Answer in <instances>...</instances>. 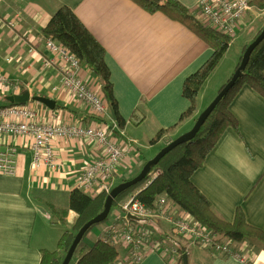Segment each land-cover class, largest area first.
Instances as JSON below:
<instances>
[{
  "label": "crops",
  "instance_id": "0c3cea01",
  "mask_svg": "<svg viewBox=\"0 0 264 264\" xmlns=\"http://www.w3.org/2000/svg\"><path fill=\"white\" fill-rule=\"evenodd\" d=\"M176 1L193 14L199 0ZM63 6L73 12L105 51L113 97L125 123L118 129L122 131V140L130 143L138 156V165L119 169L115 184H120L139 174L143 165L157 154H150L156 145L165 147L192 129L220 87L231 78L239 60L233 61L214 96L200 108L199 95L227 50L200 89L194 112L181 121L190 106L182 96L183 83L212 54L186 27L162 13L149 14L130 0H0V73L10 82L0 96L28 92L30 96L55 101L57 107L53 111L42 105L34 108L43 123H100L60 86L57 70L43 65L49 54L40 30ZM195 17L198 19L197 14ZM12 22L15 26L11 29ZM249 39L244 40V45ZM5 58L11 62L7 63ZM79 75L86 84L98 88L96 78L86 68L79 67ZM229 112L238 123V132L228 128L223 133L191 182L225 221L232 223L237 210H241L247 225L264 233V99L244 86L231 101ZM104 122L109 126L114 121L110 115ZM161 130L170 131L151 145V139ZM8 145L17 148L16 171L13 176L0 174V264H39L41 251H55L63 233L50 220L48 205L57 208L55 198L67 199L78 175L95 160L97 153L85 141H59L55 150L63 162L62 170L34 172L32 153L23 147V140L13 136L0 138V151ZM141 148L149 157H143ZM42 194H47L46 199ZM108 227L101 226L82 247L91 246ZM164 228L153 223L145 226L155 236L167 232ZM120 246L121 257L113 264H127L126 251ZM189 251L188 264H243L233 258L213 257L205 250L194 261L190 260ZM248 256V264H264V249L258 247ZM139 264L168 262L152 252Z\"/></svg>",
  "mask_w": 264,
  "mask_h": 264
},
{
  "label": "trees",
  "instance_id": "16d2710c",
  "mask_svg": "<svg viewBox=\"0 0 264 264\" xmlns=\"http://www.w3.org/2000/svg\"><path fill=\"white\" fill-rule=\"evenodd\" d=\"M130 1L149 14L162 13L169 20L183 25L212 50L209 59L199 70L186 78L183 83L182 96L188 100L190 106L182 114L180 118L182 121L194 112L196 97L207 78L227 52L231 44V38L207 27L176 0ZM252 5L257 10H264V0H254ZM263 28L264 24L254 34L250 42L242 47L236 68L245 49L255 40ZM40 33L45 39H51L69 50L78 60L79 67L86 68L96 78L103 101L107 105L109 112H112L115 116L113 121L119 128H123L125 123L118 115L117 103L113 97L110 74L104 60L105 51L73 12L66 6L60 7L52 15L46 27L40 30ZM244 86L249 87L264 99V39L252 51L245 70L233 87L215 106L195 136L166 154L150 170L142 182L120 193L113 201L111 209L117 208L120 203L126 201L134 194L146 207L153 209L158 199L162 196L165 197L171 206L188 215L193 221L200 223L212 233L230 238L237 244L247 243L252 250H256L258 247L259 249H264V233L247 225L241 210H237L232 223L225 221L213 210L209 202L191 182L192 175L202 167L207 155L213 150L223 133L228 128H233L238 132V123L229 112V105ZM223 87L224 85L220 87L218 93ZM6 106L14 105L7 103L0 107ZM169 131H159L151 139L150 144L158 143ZM157 172L156 178L147 187H144ZM130 179L126 178L123 181ZM117 185L115 184L114 187ZM106 196L99 194L95 197H89L80 191L72 189L67 195L66 210L48 205L51 212L49 215L50 220L62 225L64 230L57 242L55 251H41L39 264L62 263L77 232L88 221L102 212ZM68 213L74 216L70 225L67 224ZM129 222L132 226H138L131 221ZM98 225L92 226L84 234L70 264H113L119 260L121 256L118 249H121V246L109 240L110 234L99 237L89 247H82L83 240L87 234ZM178 249L180 257L176 259L174 264H182L181 255L186 253L183 245H179ZM76 253L78 257L73 261Z\"/></svg>",
  "mask_w": 264,
  "mask_h": 264
},
{
  "label": "built area",
  "instance_id": "2783aa9c",
  "mask_svg": "<svg viewBox=\"0 0 264 264\" xmlns=\"http://www.w3.org/2000/svg\"><path fill=\"white\" fill-rule=\"evenodd\" d=\"M253 2L254 0H199L195 11L198 19L207 27L232 37L238 27H241V22L251 10ZM9 26L12 29L15 24L12 22ZM45 49L49 57L43 60V65L57 70L60 86L74 101L85 106L100 123L96 126H83L75 122L43 123L39 121L37 111L30 101L29 104L21 106L0 107V138L13 136L22 139L23 147L32 153L34 172L44 169L49 172L62 170L63 162L57 156L56 142H87L94 148L97 157L83 168L73 189L89 197L108 195L115 185V179L118 178L119 169L138 165L136 151L130 143L122 140V131L115 122L109 126L104 122L110 118L108 107L99 88L89 86L79 75L78 60L74 55L51 39H45ZM5 61L11 62L9 58H5ZM9 87V79L0 73V92L4 93ZM16 151V147L9 145L0 151L1 175L15 174ZM157 175L158 172L144 187ZM34 180L38 182L39 178ZM172 207L165 197L161 196L154 210H149L137 199L136 194L117 206L119 214L114 223L105 230V234H110L108 238L114 244L123 246L127 264H139L152 252L166 259L168 264H174L180 257L179 245L185 247V254H188L189 247L196 246L210 252L213 257L233 258L248 264V254L253 250L247 243L237 244L230 238L214 234ZM129 214L155 224H159L161 220L166 223L168 230L155 236L145 229L144 225L132 226L127 218Z\"/></svg>",
  "mask_w": 264,
  "mask_h": 264
},
{
  "label": "water",
  "instance_id": "95a60500",
  "mask_svg": "<svg viewBox=\"0 0 264 264\" xmlns=\"http://www.w3.org/2000/svg\"><path fill=\"white\" fill-rule=\"evenodd\" d=\"M264 39V28L259 33V35L255 38V40L248 45V47L245 49L244 53L242 54V58L239 62L238 67L235 69L234 73L232 74L231 78L228 82L224 85V87L221 89V91L216 95V97L213 99V101L208 105V107L202 112L198 118L196 119L192 129L188 131L187 133L181 135L180 137L176 138L169 144H167L165 147H163L162 150H160L151 160L147 161L139 174L135 176L134 178L130 180H126L115 186L109 194L106 196L105 202L103 204V210L101 213H99L97 216H95L93 219L88 221L75 235L68 251L66 252L64 259L62 260L61 264H70L72 257L74 255V252L82 240L84 234L94 225L102 224L108 219V215L110 213L113 201L116 199V197L124 192L125 190L131 188L132 186L137 185L138 183L142 182L150 172V170L158 164V162L170 151H172L177 146L189 141L192 139L197 131L200 129V127L204 124L210 113L213 111L215 106L219 103V101L223 98V96L233 87L237 79L240 77L241 73L245 70V67L249 61L250 55L252 51L257 47L262 40ZM5 101L12 105H25L28 102H36L38 104L43 105L47 109L53 111L55 109V101L50 100L48 98H43L39 96H30L28 92H22L18 95H12V96H6ZM113 120H115L114 114L110 113ZM128 220L137 224V225H146L147 221L138 217H135L131 214L127 216ZM181 261L182 264H188V255L182 254L181 255Z\"/></svg>",
  "mask_w": 264,
  "mask_h": 264
},
{
  "label": "rangeland",
  "instance_id": "374dc122",
  "mask_svg": "<svg viewBox=\"0 0 264 264\" xmlns=\"http://www.w3.org/2000/svg\"><path fill=\"white\" fill-rule=\"evenodd\" d=\"M264 22V10H257L253 5L251 10L247 13V16H245V18L242 20V24H244L242 27H238V29L236 30V33L234 36L230 37L231 38V44L228 48V52L226 53L224 59L221 61V64L219 65L217 71L215 72V75H213L212 77H210L208 83L205 86V89L202 90V92L199 95V104H200V108L201 107H205V105L208 103L209 99H211L212 96H214L215 93V88L216 86L221 83V81L223 80V78L225 77V75L228 73L229 69L231 68V65L233 63V61H238L239 60V56H240V52L242 49V45H244L245 43V39H250L248 40L250 42V40L252 39V37L254 36V34L260 29V27H262ZM248 43V42H247ZM209 78V77H208ZM218 94V93H217ZM216 97V96H215ZM213 101V100H212ZM7 102L5 101V97L0 96V106H4L6 105ZM29 104V103H27ZM31 105L34 108H40L41 105L32 102ZM208 107V106H207ZM206 107V108H207ZM205 108V109H206ZM204 109V110H205ZM204 110L202 112H204ZM163 147H161V144H158L154 147V149L150 152L151 153H158L160 150H162ZM141 152L143 157L147 158L149 157V154H146V151L144 150V148H141ZM113 189V188H112ZM47 194H42L41 196L45 197ZM46 199V197H45ZM56 199V204L57 208L59 209H67V199L66 197L63 198H55ZM44 201V200H43ZM175 208V207H172ZM48 211V208H47ZM50 212V211H48ZM51 213V212H50ZM49 213V214H50ZM119 211L116 208L111 209L109 215H108V219L103 223L100 224L98 226H95L85 237V239L83 240V243H87L89 240H91L93 234H96L99 230V228H101V226L106 225V226H111L114 221L115 218L118 216ZM74 219L73 214L68 213L67 214V224L70 225L72 223ZM163 225L165 228V230H168V226L166 225L165 222L159 220V225ZM68 227V226H67ZM69 228V227H68ZM56 230H59L60 232L64 230V227L60 224H58L56 226ZM83 245V244H82ZM119 253L122 252L121 249L119 248ZM189 258L190 260H196V259H200L201 256L203 255V252L201 251L202 249L193 246V247H189ZM121 256V254H120ZM78 257V254H75L74 259Z\"/></svg>",
  "mask_w": 264,
  "mask_h": 264
},
{
  "label": "bare ground",
  "instance_id": "6f19581e",
  "mask_svg": "<svg viewBox=\"0 0 264 264\" xmlns=\"http://www.w3.org/2000/svg\"><path fill=\"white\" fill-rule=\"evenodd\" d=\"M196 14H197V13H196V11H195V12L193 11V15H194V16H196ZM78 66H79V64H78ZM47 67H50V66H47ZM11 96H12V95H11ZM81 125H83V124H81ZM83 126H85V125H83ZM142 204H143V203H142ZM143 205H144V204H143ZM144 206H145V205H144ZM147 208H148V207H147ZM148 209H149V208H148ZM149 210H152V211H153V210H154V208H153V209H149ZM141 219H142V218H141ZM144 220H145V219H144ZM149 224H152V223H150V222H147V224H146V225H144V226H147V225H149ZM153 224H155V223H153Z\"/></svg>",
  "mask_w": 264,
  "mask_h": 264
}]
</instances>
